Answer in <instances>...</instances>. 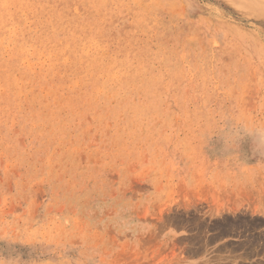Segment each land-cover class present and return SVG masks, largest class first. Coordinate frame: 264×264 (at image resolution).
<instances>
[{
	"label": "rangeland",
	"instance_id": "obj_1",
	"mask_svg": "<svg viewBox=\"0 0 264 264\" xmlns=\"http://www.w3.org/2000/svg\"><path fill=\"white\" fill-rule=\"evenodd\" d=\"M0 264H264V0H0Z\"/></svg>",
	"mask_w": 264,
	"mask_h": 264
},
{
	"label": "bare ground",
	"instance_id": "obj_2",
	"mask_svg": "<svg viewBox=\"0 0 264 264\" xmlns=\"http://www.w3.org/2000/svg\"><path fill=\"white\" fill-rule=\"evenodd\" d=\"M245 246V245H244ZM253 246H255V245H252V247H251V245H250V247L247 245V246H245L246 247V249L248 248V250H253L254 248H253ZM256 249V248H255ZM247 253H248V251H246Z\"/></svg>",
	"mask_w": 264,
	"mask_h": 264
}]
</instances>
